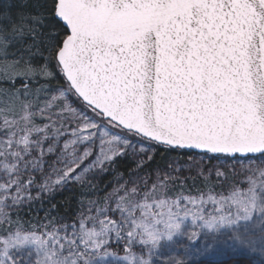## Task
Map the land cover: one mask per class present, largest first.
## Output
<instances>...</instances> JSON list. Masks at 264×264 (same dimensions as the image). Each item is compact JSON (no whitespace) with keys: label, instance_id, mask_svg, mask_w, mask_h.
Here are the masks:
<instances>
[{"label":"snow or ice","instance_id":"snow-or-ice-1","mask_svg":"<svg viewBox=\"0 0 264 264\" xmlns=\"http://www.w3.org/2000/svg\"><path fill=\"white\" fill-rule=\"evenodd\" d=\"M153 145L216 160L199 170L207 194L131 175L77 222L3 227L41 194L94 188L88 176L118 157L138 156V171ZM222 161H249L246 187L212 194ZM113 238L126 264H264V0H0V264H98ZM164 242L182 251L161 257Z\"/></svg>","mask_w":264,"mask_h":264},{"label":"trees","instance_id":"trees-1","mask_svg":"<svg viewBox=\"0 0 264 264\" xmlns=\"http://www.w3.org/2000/svg\"><path fill=\"white\" fill-rule=\"evenodd\" d=\"M38 123L41 121H37ZM155 153L151 161L147 162L138 171L132 172L135 168L138 156L132 154L116 158L114 164H109L108 171L101 172L96 170L93 174L88 176V179L95 185H80L77 183H69L63 188L55 190L51 195L47 193L41 194L42 199L34 200L30 203L24 204L18 210H11V216L17 224L8 225L3 227H21L25 231L35 230L38 233L47 231L54 222L56 227L61 224L77 222L80 214H88L90 207L88 201H96L92 205V214L96 213L97 206H103L105 201L104 197L107 193L111 192L114 187L123 183L125 180L129 181L131 185V175L137 178H146L149 187L156 181L157 175H169L176 177L175 180H170L169 194L175 197L176 194L184 195H201L207 194L208 188L205 184L204 176L199 174L200 167L207 174V171L213 165H217L216 160H208L205 158L200 161V165L193 164L189 159V154H181L170 151L166 147L153 145ZM144 159L147 160L148 154H143ZM198 159L199 157H195ZM49 162L55 157H47ZM259 164L260 161H255ZM248 165L249 161H222L219 162V167L226 172L228 179L221 178V183H217V177L214 174L208 177L212 194H219L223 192L227 194L229 187L232 183H236L241 187H246L247 168H241V165ZM176 165V166H175ZM231 165V167H229ZM47 167V166H46ZM121 175H117V174ZM164 178H161L163 180ZM143 190V183L140 184ZM36 190L33 189V195H36ZM108 206L114 207V201H109ZM110 218H118L114 212L109 213ZM48 226V228L45 227ZM175 245L186 243L182 238L175 237ZM172 242H164L161 244L159 254L161 257H167L171 252L182 251L178 250ZM126 245L123 241L117 242L112 240L109 244L108 251L114 252L115 256H110L111 259L101 262L100 264H125L120 260L119 256L125 254ZM35 259V257H32ZM250 257L240 252L230 256H220L215 254H206L200 257H193L188 261V264H218L219 261H226V264H249ZM154 264H160L159 260H154Z\"/></svg>","mask_w":264,"mask_h":264},{"label":"rangeland","instance_id":"rangeland-1","mask_svg":"<svg viewBox=\"0 0 264 264\" xmlns=\"http://www.w3.org/2000/svg\"><path fill=\"white\" fill-rule=\"evenodd\" d=\"M175 166H176V165H175ZM168 176H169V175H168ZM164 177H165V175L160 176V178H164ZM206 207H208L209 209H211V205H207ZM115 214L118 215V213H115ZM112 240H115V239H114V238L111 239L110 242H111ZM133 251L136 252L137 254H141V253L144 252L145 250L143 249L142 246H140V245H138V244H134V245H133ZM124 255H125V254L122 253V254L119 256V258H120V257H123ZM109 259H111V258H110V257H106V258L104 259V261L109 260ZM117 261L126 264V262L122 261L121 259H120V260H117ZM100 263H101V262H98V264H100Z\"/></svg>","mask_w":264,"mask_h":264},{"label":"clouds","instance_id":"clouds-1","mask_svg":"<svg viewBox=\"0 0 264 264\" xmlns=\"http://www.w3.org/2000/svg\"><path fill=\"white\" fill-rule=\"evenodd\" d=\"M182 224L179 226V227H176V228H174L173 230H172V232H173V236H175V235H178L179 234V232L182 230ZM158 235V234H157Z\"/></svg>","mask_w":264,"mask_h":264}]
</instances>
